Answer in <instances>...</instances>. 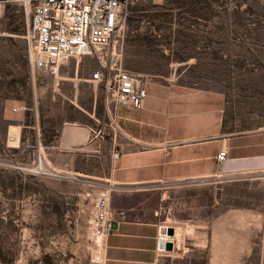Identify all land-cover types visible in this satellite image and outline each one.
<instances>
[{
  "label": "crops",
  "instance_id": "1",
  "mask_svg": "<svg viewBox=\"0 0 264 264\" xmlns=\"http://www.w3.org/2000/svg\"><path fill=\"white\" fill-rule=\"evenodd\" d=\"M90 59L37 71L33 104L12 106L16 172L39 156L58 182L109 190L105 264H264V130L229 133L221 95L175 77L149 76L141 110L108 106Z\"/></svg>",
  "mask_w": 264,
  "mask_h": 264
},
{
  "label": "rangeland",
  "instance_id": "2",
  "mask_svg": "<svg viewBox=\"0 0 264 264\" xmlns=\"http://www.w3.org/2000/svg\"><path fill=\"white\" fill-rule=\"evenodd\" d=\"M29 18L20 0L0 5V264H90L79 184L17 173L7 142L12 106L34 102ZM123 67L219 93L229 133L264 130V0L139 2L126 22Z\"/></svg>",
  "mask_w": 264,
  "mask_h": 264
},
{
  "label": "built area",
  "instance_id": "3",
  "mask_svg": "<svg viewBox=\"0 0 264 264\" xmlns=\"http://www.w3.org/2000/svg\"><path fill=\"white\" fill-rule=\"evenodd\" d=\"M10 0H0V5ZM30 9L24 34L27 57L33 72L54 74L60 66L82 57L95 59L98 69L89 81L102 84L105 104L141 110L147 98L146 78L123 67L125 27L132 6L146 0H20ZM10 147H19L8 134ZM118 158V154H114ZM227 159L221 151L216 160ZM30 175L62 180L66 175L47 168L40 157L33 164L20 168ZM89 206L88 238L91 242L90 264H105V240L113 231L109 208V190L103 188L85 193ZM161 225L157 240L158 252H165L171 236Z\"/></svg>",
  "mask_w": 264,
  "mask_h": 264
},
{
  "label": "water",
  "instance_id": "4",
  "mask_svg": "<svg viewBox=\"0 0 264 264\" xmlns=\"http://www.w3.org/2000/svg\"><path fill=\"white\" fill-rule=\"evenodd\" d=\"M167 235L168 236H172L173 235V229L168 228ZM171 248H172V244L171 243H167L165 249L166 250H171Z\"/></svg>",
  "mask_w": 264,
  "mask_h": 264
}]
</instances>
